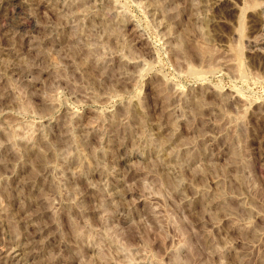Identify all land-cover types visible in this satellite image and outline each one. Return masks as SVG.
I'll use <instances>...</instances> for the list:
<instances>
[{"label":"rangeland","instance_id":"rangeland-1","mask_svg":"<svg viewBox=\"0 0 264 264\" xmlns=\"http://www.w3.org/2000/svg\"><path fill=\"white\" fill-rule=\"evenodd\" d=\"M0 264H264V0H0Z\"/></svg>","mask_w":264,"mask_h":264}]
</instances>
